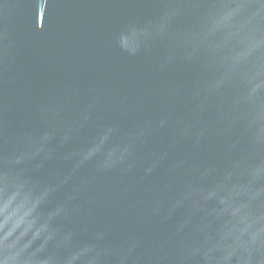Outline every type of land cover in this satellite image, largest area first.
<instances>
[{
  "label": "water",
  "instance_id": "95a60500",
  "mask_svg": "<svg viewBox=\"0 0 264 264\" xmlns=\"http://www.w3.org/2000/svg\"><path fill=\"white\" fill-rule=\"evenodd\" d=\"M0 264H264V0H0Z\"/></svg>",
  "mask_w": 264,
  "mask_h": 264
}]
</instances>
